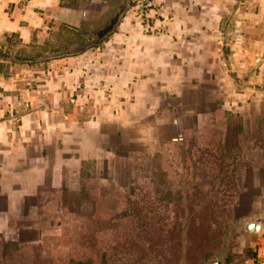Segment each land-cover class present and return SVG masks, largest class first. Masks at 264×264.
<instances>
[{"label": "crops", "instance_id": "crops-1", "mask_svg": "<svg viewBox=\"0 0 264 264\" xmlns=\"http://www.w3.org/2000/svg\"><path fill=\"white\" fill-rule=\"evenodd\" d=\"M116 1L0 0L1 246L43 241L57 206L84 217L94 177L107 199L111 174L180 141L228 166L210 264L264 259V0H156L145 20L76 39L99 6L116 19Z\"/></svg>", "mask_w": 264, "mask_h": 264}, {"label": "rangeland", "instance_id": "rangeland-1", "mask_svg": "<svg viewBox=\"0 0 264 264\" xmlns=\"http://www.w3.org/2000/svg\"><path fill=\"white\" fill-rule=\"evenodd\" d=\"M153 2L156 5V0ZM123 3L124 0L112 3L116 19L111 12L102 15L100 6L95 9L82 24L83 32H78L76 39L80 42L87 39L91 29L101 27L105 21L112 22L113 27L125 17L146 19V14L136 12L134 0L125 7ZM239 28L238 41L242 38ZM103 36L97 35L94 41L100 42ZM214 154L203 151L197 144L179 141L177 146L157 154L152 162L143 157L129 178L123 174L126 166L119 168L113 162L111 170L119 168V175L116 172V176L108 177L105 184L108 188H104V193L109 194L107 199L105 195L102 201L99 199L97 185L101 180L97 176V183L94 177L92 186L97 202L87 209L82 207L83 212L78 208V214L84 217L65 215L58 206L46 211L42 220L47 228L45 239L20 247L14 244L3 248L0 244V264L214 262L225 253V246L220 247L217 235L222 233L221 221L229 216L231 204L229 192L224 191L226 185L223 186L228 179V166L221 165V169L215 165L211 160ZM97 168L99 165L94 162L92 169ZM101 170H105L103 165ZM79 203L85 206L83 201Z\"/></svg>", "mask_w": 264, "mask_h": 264}, {"label": "built area", "instance_id": "built-area-1", "mask_svg": "<svg viewBox=\"0 0 264 264\" xmlns=\"http://www.w3.org/2000/svg\"><path fill=\"white\" fill-rule=\"evenodd\" d=\"M137 5L139 11L143 12L144 15L146 14V10L153 9L155 7L153 0H134ZM238 263V262H237ZM242 264H264V259L255 258L252 261H247Z\"/></svg>", "mask_w": 264, "mask_h": 264}, {"label": "water", "instance_id": "water-1", "mask_svg": "<svg viewBox=\"0 0 264 264\" xmlns=\"http://www.w3.org/2000/svg\"><path fill=\"white\" fill-rule=\"evenodd\" d=\"M130 3H131V0H128L126 4L129 5ZM126 8H127V7H126ZM86 48H87V47H85V49H86ZM85 49H84V50H85ZM249 229H250V230H256L257 232H259L260 229H261V226H260L259 224H256V223H252V224L249 225ZM214 264H219V263L216 262V263H214Z\"/></svg>", "mask_w": 264, "mask_h": 264}]
</instances>
